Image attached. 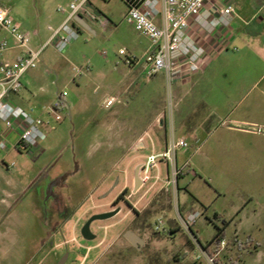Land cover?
I'll return each instance as SVG.
<instances>
[{"label": "rangeland", "instance_id": "rangeland-1", "mask_svg": "<svg viewBox=\"0 0 264 264\" xmlns=\"http://www.w3.org/2000/svg\"><path fill=\"white\" fill-rule=\"evenodd\" d=\"M71 1L0 0V6L10 8L21 28L32 34L31 46L37 50L51 37L50 27L57 28L66 16L57 8ZM255 5V9L263 5L259 17L264 18V0ZM253 6L252 1L242 5L243 14L249 15ZM92 10L100 15L97 19L85 15L90 28H82L79 37L62 53L54 44L47 45L36 65L26 73L25 81L30 85L24 89L29 96L24 108H34V115L42 117L45 136L32 155L0 151L2 183L21 180L28 184L24 203L14 204L23 216L21 228L8 227L0 239V264H20L22 254L26 257L24 264H52L53 254L48 246L41 258L37 257V250L42 246L40 242L48 238V232L55 234L47 185L58 172L65 175L62 191L69 199L68 211H77L65 229L67 239L76 238L70 244L72 258L76 257L70 264H208L204 257L197 259V244L177 220V204L184 214L185 199L192 194L210 207L208 219L203 216L193 231L198 238V226L199 238L213 241L215 256L223 263L236 260L237 264H264V242L258 252L259 245L254 239L248 240L246 230L240 231L239 236L236 218L227 229L228 236L219 243L216 234L225 220L212 211L227 214L231 205L243 199L252 202L264 197V133L247 131L248 125H233L229 120L233 114L243 112V101L232 95V89L243 88L248 101L254 98L258 83L255 54L259 49L247 50L245 41H238L235 53L242 57L241 66L200 80L195 99L190 104L179 103L174 112L175 133L184 132L190 143L178 153L179 164L185 168L176 203L171 193L159 185L150 191L149 186H134V170L146 157L124 148L115 155L107 154V149L114 146L113 137L124 135L128 139L146 127L140 118L149 124L157 108L162 107L161 114L165 111L170 89L164 72L148 76L144 56L150 41L125 19L124 1L92 0ZM106 20L108 24L103 25ZM6 35L0 31V39ZM121 49L126 55L120 54ZM20 52L10 50L8 55ZM249 54L252 56L246 58ZM128 57L139 62L129 65ZM124 87H133L131 92L136 95L132 100ZM172 87L173 96L177 86ZM184 87L195 86L191 83ZM59 93L66 94L65 109L54 107ZM41 94L46 95L45 99L38 97ZM109 96L120 101L107 108L104 100ZM192 107V117L185 119ZM157 119L158 116L149 131L162 129L170 134L169 120L162 125ZM6 164L14 165L8 168ZM159 164L165 176L166 162ZM118 206L122 208L118 215L92 225L93 233L98 234L95 240H81L80 228L91 214ZM259 213L254 220L259 225L254 231L260 228L264 233V210ZM160 224L161 228H157ZM128 231L141 237L144 245H132L125 236ZM54 238L56 243L63 240L61 236ZM79 243L87 247L78 250Z\"/></svg>", "mask_w": 264, "mask_h": 264}, {"label": "built area", "instance_id": "built-area-1", "mask_svg": "<svg viewBox=\"0 0 264 264\" xmlns=\"http://www.w3.org/2000/svg\"><path fill=\"white\" fill-rule=\"evenodd\" d=\"M92 0H72L66 6H59L57 10L66 14L57 28L50 27L52 35L45 45L37 50L31 46L32 34L24 31L21 24L13 17L10 8L0 6V31L7 35L0 39V151L15 149L20 153L32 155L39 147L45 134L42 130V117L34 115L35 109H27L15 105L10 100L12 93L22 90V78L29 69L36 65L45 47L54 44L59 52L65 49L79 37L80 31L76 17L78 15L94 14L90 8ZM127 10L124 15L128 23L143 36L149 39L150 49L144 56V64L148 76L164 72L169 84V103L165 111L158 117L157 123L169 120L171 126L167 146L160 152L146 157L140 166V179L143 186H149V191L159 185L161 190L171 193L177 203L179 181L185 166H180L178 153L190 146L185 137L178 136L174 131V112L179 102L172 96L173 84H189L193 76L203 73L211 64L214 55L220 49L210 46L207 36H214L220 29L232 30L236 18L235 0H123ZM107 25L108 21H102ZM37 34V32H35ZM200 38H204L203 41ZM230 40L223 41L221 47L226 48ZM212 48V51H210ZM21 50L15 60H10L7 53L10 50ZM214 52L213 54H211ZM121 55H126L124 49ZM139 59L127 58L126 63L132 65ZM118 99L111 97L105 103L111 107ZM56 109L68 107L66 94L59 93L54 104ZM247 131L264 133V126L247 124ZM16 137L15 142L10 137ZM160 161H165L167 173L162 175ZM14 164L9 165L12 167ZM187 166V164H186ZM155 171V175L151 173ZM177 220L180 227L187 232L199 250L198 258H206L208 264H216L193 229L203 217L200 208L190 213H182L177 204ZM161 224L157 228H161Z\"/></svg>", "mask_w": 264, "mask_h": 264}, {"label": "crops", "instance_id": "crops-1", "mask_svg": "<svg viewBox=\"0 0 264 264\" xmlns=\"http://www.w3.org/2000/svg\"><path fill=\"white\" fill-rule=\"evenodd\" d=\"M249 1H252V4H254L253 6L254 10L249 15H244L242 11L243 10L242 5H245V6L246 4L248 5ZM257 1L258 0H235L236 18L232 24V30L226 31L224 29H220V31L217 32L214 36L212 37L207 36L208 43H209V49H210V46H212L213 48H218L220 50L216 55H214V58L211 64L209 65V67L207 68L205 72L198 73L193 76L189 84L193 83L195 87H184L185 85H187L186 83L176 84L177 87H174V94L180 104L183 103V101L186 102V104H190L191 100L195 99V94L197 93V90L200 88V87H197L200 80H205L209 76H214V74L218 73V71H229L230 69L241 66L242 57L241 55L235 53V51H238V45H239L238 41L244 40L245 41L244 45L247 50H250L252 48L254 49V47H257L259 49L258 54H255L256 56L255 59L257 61L256 67L258 69V83H257V87H255L256 93L252 101L247 100L246 96L248 95L245 94L243 88L238 87L236 89H232L231 91L233 92L232 95L239 101L241 102L243 101V104L241 105L243 108V112L238 113L237 115L233 114V116H230L229 120L233 125H247L249 123H254V124L259 123V124L264 125V18L259 17V15H261L259 11L260 9H262L263 5L258 8L259 10L255 9V7H257L255 3ZM90 8L92 10V1L90 3ZM92 12L95 17H93L92 15H88V16H91L92 18L97 19L100 14L98 12H94L93 10ZM83 19L85 21V25H81L77 22L78 24L77 27L79 31H82V28H86V29L90 28V24L86 20L85 15L83 16ZM203 39L200 38V40L202 41ZM226 39L230 40L228 42L227 47L226 48L221 47V45L223 44V41H225ZM149 49H150V46L148 47L146 53L148 52ZM210 51H212V48ZM213 53L214 52H212L211 54ZM19 54L20 53L10 57L7 53V57L10 60H15L19 56ZM247 56L250 57L252 55L251 54L245 55L246 58ZM25 79H26V74L22 78V82H23L22 90L19 93H12L10 95V100L15 105H18L21 107H27L26 102L29 97L28 94L24 92V89L25 87H28V85H30V82L28 81L26 82ZM132 88L133 87H124L123 89L127 93V95H129L130 100H132L134 98V95H136L135 92H131ZM38 97L45 99L46 95L41 94ZM111 97H115V96L107 97L104 100V102L106 103V101L110 99ZM118 101L120 100L118 99ZM114 104L111 107H113ZM69 108H71L70 104H69ZM107 108H110V107H107ZM161 108L162 107L160 106V108H157L155 112L151 114V120H150L151 122L149 124H147L148 123L147 119L143 117L140 118L139 120L142 123H146V127L143 130H139L131 134L130 138L127 139V137H124V135H117L113 137V139L115 140L114 146L112 148L107 149V154L115 155L118 152H121L120 150H123V148L129 149V151L131 152H136L137 154H140V156H143V157H147L151 154L162 152L167 146V140H168L167 133L165 132V130L155 129V128L153 132L149 131V126L152 124V122H154L155 117L157 116L160 117ZM189 111L190 112L186 113L185 119L192 117V114L195 111L194 107L190 108ZM177 112H178V115L180 116L181 108L177 110ZM185 119L183 118V122L184 121L187 122V120ZM231 128H237V127L231 126ZM178 136L186 138V134L184 132H180ZM10 140L12 142H15L16 137L12 135V137H10ZM11 150H15V149H11ZM6 166L8 167V164H6ZM189 169H191V167H189ZM0 177H1L0 179V222H1L0 223L1 225L0 239H2L3 236L7 233L8 227L21 228V224H22L21 219L23 216L21 215L20 210L18 209L16 210V208H14V204L20 205V203H24L27 197L26 192H27L28 184L22 183L21 180H17V181L6 180L5 183L4 182L2 183V180L4 177V173L2 170H0ZM183 180L184 178L180 179L179 184ZM63 196L67 198L66 194H64ZM184 204H185L184 213H190L195 208H200V209L203 208L205 211L203 216L206 218V220L208 219L210 207L206 203H204L195 194H192L191 198L185 199ZM52 210L54 212L53 207H52ZM263 210H264V197L261 196L257 199L256 198L253 199L252 202L246 199H243L240 201L239 204L231 205L227 214H223L221 213V211H218L216 209H213L212 211L214 214H218V217L221 220L231 221L229 222V225H226V232H227L228 227L234 223V219L236 218L238 235L239 236L241 235L240 231L246 230L248 233L247 234L248 237H251L252 240L254 239L255 243L259 245V248L257 251L260 252L262 244L264 242V236H263L264 233H262V229L260 228L254 231V229L259 225V224H256L254 220L256 219L257 215L260 214L259 212ZM203 218L200 220V223L203 220ZM54 219H56V215L53 216V222L55 221ZM196 230H197V234L199 237L198 226ZM47 235L50 236L51 232H48ZM201 241L204 243H207V241L205 242L202 239ZM38 250H37V257L39 258ZM252 257L255 260V255H252ZM19 258L21 259L19 263L24 264L26 257L22 254L21 256H19Z\"/></svg>", "mask_w": 264, "mask_h": 264}, {"label": "flooded vegetation", "instance_id": "flooded-vegetation-1", "mask_svg": "<svg viewBox=\"0 0 264 264\" xmlns=\"http://www.w3.org/2000/svg\"><path fill=\"white\" fill-rule=\"evenodd\" d=\"M136 170H137V168L134 170V186H136V182H135ZM139 174H140V168H139ZM47 175H49V174L47 173ZM116 181L118 183V180H116ZM64 185H65V175L63 173H59V172L53 176L50 183L47 185L48 202H50L51 207H53V209H54L53 213H54V215H56V219H54L55 221L53 222L54 228H52V230H55V234H53V235L51 234L50 236H48V238L41 241L42 246L38 250V256L41 258L43 251L48 246L50 249L49 250L50 253L53 254L52 255V257H53L52 264H70V262L74 258H76V257L72 258V254H71V250H70V246H71L70 244H71V242L75 241L76 238L75 239H72V238L67 239L65 229H66L67 225L75 217V215L77 214V211H70V210L68 211L67 200H69V199H68V197L66 198L63 196L64 194L62 191L64 188ZM92 215L93 214H91L85 220V222L82 224V226L80 228V236L82 237L81 240L84 241L85 243H87L88 241H93L98 237V234L94 233L96 235L95 239L86 240V239H84V237L81 234V229H82L83 225L86 223V221ZM95 222H93L92 225ZM92 225H91V229H92ZM56 236H61L63 238V240L59 243H56L55 238H54ZM79 245L80 246H79L78 250H81L82 248L87 247V245H83L81 243H79ZM132 245H134V244L132 243ZM135 247H137V246H135ZM43 262H44V260H43Z\"/></svg>", "mask_w": 264, "mask_h": 264}, {"label": "water", "instance_id": "water-1", "mask_svg": "<svg viewBox=\"0 0 264 264\" xmlns=\"http://www.w3.org/2000/svg\"><path fill=\"white\" fill-rule=\"evenodd\" d=\"M75 19L79 24L85 25V21L83 19V16L78 15ZM135 182H136V188H139V186L142 185L140 175H139V168H137V170H136ZM114 187H115V185L111 188V190L109 192H111ZM121 210H122V208L120 206H118L117 208L110 210V211H105V212L93 214L86 221V223L83 225V227L81 229V234L84 237V239L93 240L96 238V235L93 233V231L91 229V225L93 222L101 221V220H107V219H110L112 217H115L116 215H118L121 212ZM125 236L127 237V239L131 243H133L138 248L140 246L144 245V243H145V241L141 237H139L137 234H135L132 231H128Z\"/></svg>", "mask_w": 264, "mask_h": 264}, {"label": "trees", "instance_id": "trees-1", "mask_svg": "<svg viewBox=\"0 0 264 264\" xmlns=\"http://www.w3.org/2000/svg\"><path fill=\"white\" fill-rule=\"evenodd\" d=\"M215 216H218V214H215ZM229 224V221H224V226L222 227H218V232L216 234V238L217 240L219 241V243H222L223 240H225L226 236H227V232H226V225ZM199 238V237H198ZM221 239V240H219ZM249 241L252 240L251 237H249L248 239ZM199 241L201 243V245L205 248V250L208 252V254L213 257L214 261L216 262V264H237V261L234 260V261H231L229 263H223L222 260L220 258H218L217 256H215V251L214 249L211 247L212 244H213V241H210V242H207V243H204L201 241V239L199 238ZM250 245H245L244 244V247L245 248H248Z\"/></svg>", "mask_w": 264, "mask_h": 264}]
</instances>
